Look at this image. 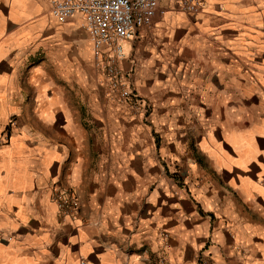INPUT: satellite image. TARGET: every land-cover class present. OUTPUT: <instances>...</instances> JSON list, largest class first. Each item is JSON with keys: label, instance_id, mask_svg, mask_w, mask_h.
Masks as SVG:
<instances>
[{"label": "crops", "instance_id": "obj_1", "mask_svg": "<svg viewBox=\"0 0 264 264\" xmlns=\"http://www.w3.org/2000/svg\"><path fill=\"white\" fill-rule=\"evenodd\" d=\"M49 8L0 0V264H264V0L161 3L122 42L138 108Z\"/></svg>", "mask_w": 264, "mask_h": 264}, {"label": "built area", "instance_id": "obj_2", "mask_svg": "<svg viewBox=\"0 0 264 264\" xmlns=\"http://www.w3.org/2000/svg\"><path fill=\"white\" fill-rule=\"evenodd\" d=\"M161 3L196 15L203 12L204 0H50L49 14L57 23L79 17L90 40L93 64L116 100L130 108L140 101L130 89L119 63L123 58L122 42L135 39L142 29L152 25ZM58 216L75 221L81 211L79 197L68 186L53 188Z\"/></svg>", "mask_w": 264, "mask_h": 264}, {"label": "rangeland", "instance_id": "obj_3", "mask_svg": "<svg viewBox=\"0 0 264 264\" xmlns=\"http://www.w3.org/2000/svg\"><path fill=\"white\" fill-rule=\"evenodd\" d=\"M119 105L118 106H122V105H124L125 107H127V108H130V107H128L127 105H125V104H123V103H120V102H117Z\"/></svg>", "mask_w": 264, "mask_h": 264}]
</instances>
